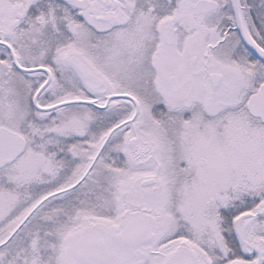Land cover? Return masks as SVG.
I'll return each instance as SVG.
<instances>
[{"label": "snow or ice", "instance_id": "snow-or-ice-1", "mask_svg": "<svg viewBox=\"0 0 264 264\" xmlns=\"http://www.w3.org/2000/svg\"><path fill=\"white\" fill-rule=\"evenodd\" d=\"M0 264H264V0H0Z\"/></svg>", "mask_w": 264, "mask_h": 264}]
</instances>
